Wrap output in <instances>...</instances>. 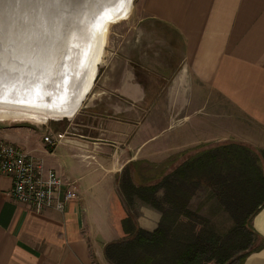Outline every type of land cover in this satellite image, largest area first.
I'll use <instances>...</instances> for the list:
<instances>
[{"label": "crops", "instance_id": "1", "mask_svg": "<svg viewBox=\"0 0 264 264\" xmlns=\"http://www.w3.org/2000/svg\"><path fill=\"white\" fill-rule=\"evenodd\" d=\"M129 23L93 88L105 122L83 134L0 124V144L32 154L77 193L63 212L38 215L12 198V177L0 175V264H110L105 247L120 240L115 178L128 165L182 125L189 134L174 136L176 154L211 140L201 126L216 121L214 110L264 130V0H137ZM50 132L66 137L54 149L44 142ZM134 209L142 230L158 228L159 211L138 201ZM252 226L264 240V207ZM243 264H264V249Z\"/></svg>", "mask_w": 264, "mask_h": 264}, {"label": "trees", "instance_id": "2", "mask_svg": "<svg viewBox=\"0 0 264 264\" xmlns=\"http://www.w3.org/2000/svg\"><path fill=\"white\" fill-rule=\"evenodd\" d=\"M157 178V183L148 180L138 186L127 169L121 176L123 200L115 197L113 206L120 240L105 247L110 264H243L252 252L264 249V240L252 226L264 207V152L224 144L176 167L172 164ZM201 192H209L234 218L235 227L225 243L215 240L190 208ZM137 201L161 213L154 232L138 226Z\"/></svg>", "mask_w": 264, "mask_h": 264}, {"label": "water", "instance_id": "3", "mask_svg": "<svg viewBox=\"0 0 264 264\" xmlns=\"http://www.w3.org/2000/svg\"><path fill=\"white\" fill-rule=\"evenodd\" d=\"M110 9L115 0H0V82L54 92L60 107L42 106H66Z\"/></svg>", "mask_w": 264, "mask_h": 264}, {"label": "rangeland", "instance_id": "4", "mask_svg": "<svg viewBox=\"0 0 264 264\" xmlns=\"http://www.w3.org/2000/svg\"><path fill=\"white\" fill-rule=\"evenodd\" d=\"M95 2L98 3V0H95ZM136 2L137 0L134 1V7L136 5ZM111 3L112 1H110V5ZM130 16L127 19L112 24L109 27L107 43L98 69V76L94 83V89L102 73V67L105 64L103 63L105 58H110V53L116 51L118 46L123 42V40H121L122 36H125L130 30ZM3 81L5 80L3 79ZM94 89H92L91 93L83 102L82 107L72 118H48L20 110L0 107V124H27L32 126H39L42 128H52L54 127V125H56L57 132L69 131L74 134L91 132L90 130H93L94 127L98 126L104 121V118L100 115V112H103L104 110H99V108L97 107H92V97ZM0 98H10L28 104H41L48 106L49 104H51L55 107H60V105H58V94H54V92L48 93L45 90H42V88H23L18 84H16L15 87H10L5 82H0ZM50 101H52L53 103H50ZM226 109L229 110V112L233 113V115L239 117V114L232 108L227 107ZM220 115V110H214L212 112V120L216 121H212L213 124H209L206 127L205 131L204 126H201L203 129L201 132H207V135L212 137L211 140L198 146V148L201 149L198 150V148H188L181 151L179 154L175 153L177 149L175 150L174 148V136H179V134L183 133V135L189 134V125H182L183 128L181 129L169 130L165 134L166 136L162 139L160 144L154 145L155 147L150 154L148 153L149 155L147 154V152H145L143 157L138 162L128 165L124 169V171L127 169L132 181L139 186L140 184L148 180H151V182L149 183H157L159 182V179L157 178L156 180L155 178L161 175L163 172L168 173L171 170L172 164H174V166L176 167L192 155L206 150L214 149L224 144L239 143L252 148L257 153L264 152V130L256 129L253 125H250L247 121H244L243 118H237L240 124H236L235 120L233 123L231 119H228V116L225 115V117H223L222 119ZM180 120L182 121V123L184 122V118H181ZM116 121L119 120L116 119ZM185 122L187 124L188 121ZM119 126L117 122L116 127H114L118 132L120 131L124 133L125 128ZM126 132H128V130ZM152 132L155 131L151 130V133ZM124 171L119 173L115 178V182L118 185V190L115 193L116 197L117 195L118 197H121L119 181ZM190 208L202 218L204 222L203 226L207 227V229L217 237L214 238L215 240H219L221 241V243H225L227 241L228 237L231 235L232 230L235 227V222L234 218L229 212H227L224 205L220 204L216 199L211 198L209 192H201L198 197L192 200Z\"/></svg>", "mask_w": 264, "mask_h": 264}, {"label": "built area", "instance_id": "5", "mask_svg": "<svg viewBox=\"0 0 264 264\" xmlns=\"http://www.w3.org/2000/svg\"><path fill=\"white\" fill-rule=\"evenodd\" d=\"M65 138L64 133L50 132L44 142L54 149ZM0 175L12 177V198L38 215L49 210L63 212L66 204L77 198L73 183H65L41 160L15 145L0 144Z\"/></svg>", "mask_w": 264, "mask_h": 264}, {"label": "bare ground", "instance_id": "6", "mask_svg": "<svg viewBox=\"0 0 264 264\" xmlns=\"http://www.w3.org/2000/svg\"><path fill=\"white\" fill-rule=\"evenodd\" d=\"M134 1L135 0H124V2L121 3V0H115V9H110L108 13L109 17L104 19L101 22V25L95 29L94 50L88 59L85 69L82 71L77 70L76 73L78 75L76 74V76L72 78L73 83L70 88L71 94L69 95V100L66 106L61 107V109H50V107L42 105H33L16 100L0 98V107L20 110L48 118H72L82 107L83 102L94 87L103 52L106 47L109 27L114 23L127 19L131 15L134 7ZM109 8L111 7L109 6ZM83 78L84 82L82 83Z\"/></svg>", "mask_w": 264, "mask_h": 264}, {"label": "snow or ice", "instance_id": "7", "mask_svg": "<svg viewBox=\"0 0 264 264\" xmlns=\"http://www.w3.org/2000/svg\"><path fill=\"white\" fill-rule=\"evenodd\" d=\"M124 2V0H121V3H123Z\"/></svg>", "mask_w": 264, "mask_h": 264}]
</instances>
